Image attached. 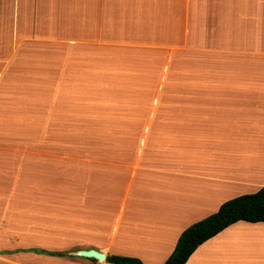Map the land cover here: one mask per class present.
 Listing matches in <instances>:
<instances>
[{"label":"crops","instance_id":"crops-1","mask_svg":"<svg viewBox=\"0 0 264 264\" xmlns=\"http://www.w3.org/2000/svg\"><path fill=\"white\" fill-rule=\"evenodd\" d=\"M45 2L60 7L53 15L62 4L83 3L84 25L82 21L76 29L82 28L86 40L93 35L116 45H134L147 56L167 50L177 61L190 44L199 49L194 39L204 23L264 22V0ZM36 5L41 2L36 0ZM260 37L259 46L229 47L228 61L204 62L196 78L181 82L180 92L153 94V108L117 113L115 125H86L92 137L85 146L100 167L92 169L91 179L86 169L84 214L69 218L74 225L70 232H84L80 249L59 247L70 244L55 230L60 209L23 207L41 190L40 183L30 184V175L13 166L11 144H0V236L12 229L13 220L20 221L22 230L40 235L27 243L36 248L3 256L0 262L107 264L75 255L95 250L106 257L164 264L183 230L217 212L224 202L264 187V29ZM173 69L168 65V71ZM201 70L212 72L201 76ZM76 78L87 85L88 79ZM170 83L163 76L157 85L165 90ZM81 95L85 102L114 99ZM51 133L59 134L54 129ZM45 226L53 227L51 238L41 236ZM185 264H264V222L230 225L199 245Z\"/></svg>","mask_w":264,"mask_h":264},{"label":"rangeland","instance_id":"rangeland-1","mask_svg":"<svg viewBox=\"0 0 264 264\" xmlns=\"http://www.w3.org/2000/svg\"><path fill=\"white\" fill-rule=\"evenodd\" d=\"M45 1L0 0V144H11L13 166L30 175V184L40 183L41 190L23 207L60 209L54 228L70 244L59 247L78 249L84 246V232H70L74 225L69 218L84 214L86 169L91 179L92 169L100 167L86 149L92 137L86 125H115L117 113L153 108V94L180 92L181 82L196 78L204 62L228 61L229 47L259 46L264 22L204 23L194 39L199 49L190 44L178 51L183 54L177 61L167 50L148 57L134 45L93 35L86 40L82 28L76 29L82 21L84 25L83 3L62 4L53 15L60 7ZM168 65L174 69L168 71ZM204 72L212 70H201V76ZM78 76L88 79L87 85L79 84ZM163 76L171 82L165 90L157 85ZM81 94L114 99L85 102ZM52 129L59 134L48 135ZM9 223L12 229L0 236V259L36 248L27 243L40 238L35 230H22L20 221ZM52 229L45 226L41 236L51 238Z\"/></svg>","mask_w":264,"mask_h":264},{"label":"trees","instance_id":"trees-1","mask_svg":"<svg viewBox=\"0 0 264 264\" xmlns=\"http://www.w3.org/2000/svg\"><path fill=\"white\" fill-rule=\"evenodd\" d=\"M239 221L264 222V187L254 194L239 196L224 202L217 212L183 230L164 264H185L199 245ZM47 254L64 255L58 252ZM105 261L107 264H142L138 259L121 256H107Z\"/></svg>","mask_w":264,"mask_h":264},{"label":"water","instance_id":"water-1","mask_svg":"<svg viewBox=\"0 0 264 264\" xmlns=\"http://www.w3.org/2000/svg\"><path fill=\"white\" fill-rule=\"evenodd\" d=\"M75 255L77 256H82V257H86V258H93L97 261H105V254L103 253H99L95 250H79L75 252Z\"/></svg>","mask_w":264,"mask_h":264}]
</instances>
